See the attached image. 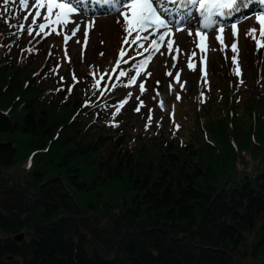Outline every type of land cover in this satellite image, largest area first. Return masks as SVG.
I'll list each match as a JSON object with an SVG mask.
<instances>
[{"label":"trees","instance_id":"obj_1","mask_svg":"<svg viewBox=\"0 0 264 264\" xmlns=\"http://www.w3.org/2000/svg\"><path fill=\"white\" fill-rule=\"evenodd\" d=\"M6 26L0 19V264H264L263 167L222 176L190 147L148 146L91 103L89 85L53 102L27 53L8 49ZM28 156L23 181L6 172Z\"/></svg>","mask_w":264,"mask_h":264},{"label":"rangeland","instance_id":"obj_2","mask_svg":"<svg viewBox=\"0 0 264 264\" xmlns=\"http://www.w3.org/2000/svg\"><path fill=\"white\" fill-rule=\"evenodd\" d=\"M32 5L33 0H28L26 8L19 0H9L5 7L0 0V19L5 20V29L11 37L8 49L17 43L18 51L27 53L24 66L31 70L35 79H44V85L53 92V102L62 92L89 85L93 91L91 103L101 102L103 111H108L109 115L120 106V112L115 115L121 118L120 125L132 137H147L148 146L156 148L162 140L168 139L180 148L190 147L204 160L216 162L222 176L240 169L264 168V115L257 117L258 111L264 109L261 104L264 48L257 49L256 45V39L264 43V38L257 34L258 38H251L250 42L246 39L247 28L256 29L254 18L238 23L235 39L239 49L236 55L240 75L237 76L230 48L234 38H231L228 27L224 39L229 47L225 51L219 50L221 45L215 39L216 34L209 32L208 48L215 50L206 48L200 53L191 26L193 36L187 32L175 33L174 38L182 52L173 50L169 53L166 46H161L159 51L144 53L149 40L141 39L131 45L123 43L126 34L123 27L116 30L121 16L114 8L86 12L78 7L73 18L81 30L75 36H71L73 24H50L37 35L38 25L45 23L47 8L39 9L41 15L36 17L37 9ZM253 13L249 12L247 17ZM88 21H95V24L85 45L83 27ZM146 33L140 35L149 33L152 36L150 30ZM132 35L128 37L129 41L136 33ZM65 36H71L67 43ZM122 48L123 56L120 55ZM191 52L197 54L192 58V69L188 67ZM149 55L152 56L149 63L139 67ZM201 56L205 58L204 64L200 62ZM121 71L124 76L119 75ZM132 76H136V81L129 83ZM112 80L118 83L111 93H106ZM141 83L145 88L143 93L139 88ZM43 96L45 99L49 97L47 94ZM243 106H252L254 113L249 115ZM137 108L139 111L135 110ZM31 159L28 156L14 163L6 172L23 181L33 167Z\"/></svg>","mask_w":264,"mask_h":264},{"label":"snow or ice","instance_id":"obj_3","mask_svg":"<svg viewBox=\"0 0 264 264\" xmlns=\"http://www.w3.org/2000/svg\"><path fill=\"white\" fill-rule=\"evenodd\" d=\"M19 2L23 7H28V0H19ZM80 2L81 0H33L32 6L37 9L36 17L41 15L39 9L47 8V15L44 17L45 23H40L38 25L39 32L37 35L44 32L45 28L50 24L63 26L73 24L74 27L71 29V36H75L77 32L81 30L80 24L73 18L74 15L78 13ZM94 2L101 5L107 4L110 8H114L119 12V15L123 18V32L126 34L123 37L124 44H135L141 39L148 41V35L141 36L140 34L151 30V35L156 38L151 39L148 47H144V53H150L153 50L159 51L161 46H166L169 53L173 50L178 53L182 52V49L174 38L175 33L187 32V35L193 36V31L190 29L191 26L196 23L194 13H198L200 17L194 32L197 38L194 43L200 53H204L206 48L210 51L215 50L208 48L209 32L216 34L215 39L221 45L219 50L225 51L229 46L225 43L224 33L229 25H218L216 18H227L235 13H241L246 9H250L253 4H257L260 7V11L254 12L252 16L246 18H254L255 22L260 26L258 30L259 36L264 38V0H94ZM3 3L7 5L9 0H3ZM26 18L27 17H25V19ZM32 22L35 24L36 19L33 18ZM117 22L119 23L120 21ZM94 24L95 21H88L83 27L85 45L88 42L89 32L91 28L94 27ZM182 25H188L189 27L184 28ZM20 27L22 28L23 26L20 25ZM230 28L234 38L233 43L230 45L231 51L234 54L232 56V64L236 66L234 67V72L238 76L240 75V71L236 54L239 49L237 40L235 39L238 36V24L232 23ZM53 31H55V29H53ZM256 32L257 29L250 28L246 35H251L253 39H256ZM133 33H136V36L133 40L129 41L128 37L132 36ZM28 34H32L31 30H29ZM71 36L64 37L65 43H67ZM76 42L79 43L80 41L77 40ZM256 45L257 49L264 48V43H262L260 39H256ZM140 47H143V45H140ZM124 54L122 48L120 55L123 56ZM142 54L143 53H138V55ZM163 54L164 53H161V55ZM65 55H67V53H65ZM101 55L103 54L101 53ZM196 55V52H191L189 56L188 67L190 69L193 68L192 58ZM151 59L152 56L149 55L141 62L139 67L146 66ZM172 59L175 60L176 57L173 56ZM204 59L205 58L201 56V64H204ZM117 63L119 64L120 61H117ZM172 66L175 67V64ZM201 71L203 73L204 69L201 68ZM168 74L171 75V73ZM119 75L124 76L125 73L121 71ZM176 76L177 80H179V73H177ZM135 81L136 76H132L129 83H134ZM181 87H183V85H181ZM139 88L141 93L145 91L143 83L139 85ZM69 91H71V89H69ZM177 98L179 99V97ZM135 110L139 111V108ZM119 112L120 106H117L115 112L112 114L113 118Z\"/></svg>","mask_w":264,"mask_h":264},{"label":"water","instance_id":"obj_4","mask_svg":"<svg viewBox=\"0 0 264 264\" xmlns=\"http://www.w3.org/2000/svg\"><path fill=\"white\" fill-rule=\"evenodd\" d=\"M21 237V234H17V235H15V238L16 239H19Z\"/></svg>","mask_w":264,"mask_h":264}]
</instances>
